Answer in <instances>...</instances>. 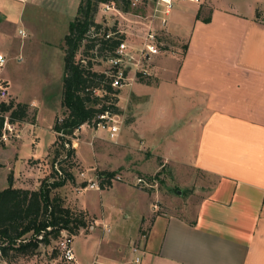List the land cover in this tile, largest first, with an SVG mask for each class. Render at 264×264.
<instances>
[{
	"label": "crops",
	"instance_id": "obj_1",
	"mask_svg": "<svg viewBox=\"0 0 264 264\" xmlns=\"http://www.w3.org/2000/svg\"><path fill=\"white\" fill-rule=\"evenodd\" d=\"M7 1L20 11L18 21L28 8L66 9L57 0ZM80 3L69 0L67 8L77 14ZM6 23L11 21L0 18V29ZM155 28L175 39L177 52L154 56L152 79L134 86L138 116L123 128L122 140L140 143L151 154L152 160L138 167L144 175L169 166L182 183H193L200 175L215 183L192 216L172 211L154 215L143 208L140 222H150V228L142 240L136 234L128 238L127 227L122 228L125 237L113 232L115 220L105 212L94 217L112 239L107 250L96 252L93 238L84 240L88 264H264V0H176L167 28L161 22ZM147 106L176 113L177 125L168 130L164 120L145 126ZM17 163L8 165L16 174ZM105 166L106 173L123 167ZM30 183L27 178L26 184L14 185ZM146 200L150 205L151 196ZM80 206L89 211L88 204ZM94 229L92 233L100 227ZM135 238L137 253L131 248ZM74 252L70 264H85Z\"/></svg>",
	"mask_w": 264,
	"mask_h": 264
},
{
	"label": "rangeland",
	"instance_id": "obj_2",
	"mask_svg": "<svg viewBox=\"0 0 264 264\" xmlns=\"http://www.w3.org/2000/svg\"><path fill=\"white\" fill-rule=\"evenodd\" d=\"M58 2L61 6L66 4V9L49 11L44 5H40V8L33 11L28 8L24 11L23 21H18L20 11L11 9L10 4L13 2L3 0L0 5L2 21H11L0 29V49L10 58L4 71V77L10 86V102L14 105L22 103L29 106L28 118L25 122L4 124L0 140V190L9 186L11 175L14 184L15 182L26 184V179H31L28 186L33 189H38L48 177L52 176L50 181L53 182L57 178L54 170L61 169L59 163L61 161L63 167L73 174V180L65 187L54 190L53 195L66 199L65 205L86 219V227L81 228L78 235H72L73 237L70 236V238L76 252L84 257L85 264H88L91 257L84 254L87 247L89 249V244H85L84 240L93 238L96 242L94 247L96 252L101 248L107 250L108 246H111L112 239L111 235L105 234V232L110 233L106 225L96 224L94 217L102 218L105 212L108 219L112 216L115 220L111 222L113 232H119L122 237H125L126 233L122 232V228L127 227L128 238L136 234L142 240L147 238L150 228V222L145 225L140 222L143 208L144 211L152 209L154 215L172 211L192 216L196 206L207 195L215 180L200 175L193 183H182L169 166L159 173L144 175L140 173L138 167L143 162L152 160L151 154H148L146 148H142L140 143L134 144L122 140L123 128L138 116L137 99L133 88L140 81L148 82L152 79L153 58L150 62L142 61L138 70L135 66L148 34H156V44L161 51L160 54L166 51L177 52L176 45L173 43L175 39L167 34V31L160 32L155 28L156 22H161L164 28H167L168 23L167 17L156 13L158 6L155 0H139L136 6H133L131 0L129 7L122 4H108L110 10L106 7L107 4L98 6L95 14L96 22L109 29L108 33L112 28L118 29L125 35L126 44L134 49L135 60L133 59L131 63L135 65L130 66L127 84L120 89L117 96L120 112L116 120L120 126V133L118 138L112 141L107 131L95 129L86 124L76 130L73 136L63 137L69 146H66V150L60 151L56 160L57 164L53 166L56 157L53 143L56 141L60 143L59 136L61 135V138L63 136L55 131V125L62 122L68 115L63 106L66 56L64 41L69 24L77 15L75 10L67 8L69 0H57ZM164 19H167L166 22ZM20 29H23L24 35H20ZM86 55L89 59L92 58L91 53L86 54L85 50L81 49L77 59L87 57ZM110 68L107 60L101 57L95 58L96 71L108 72ZM143 69L147 71V74L140 72ZM140 73L142 76H139ZM5 115L10 118V113ZM142 116L145 126L150 122L154 125L164 120L168 130L174 129L177 125L176 113L160 112L154 107L147 106ZM51 140L54 142L51 143ZM70 149H75L73 157L69 160L74 164L73 167L70 165L71 162L64 163L66 153ZM12 160L18 162L17 174L14 170L8 169L9 161ZM106 163H117L118 166L123 165V167L114 170L116 171L114 180L106 176L107 179L98 190H102L101 193L93 190L87 192L85 187L88 182L81 178L80 174L86 172L87 179H95L98 175H104V171H109L104 170ZM150 168L147 167V169ZM63 173L58 174L57 180H62L66 176L64 171ZM116 176H120L121 179L116 180ZM141 177L147 180L149 188L137 184L138 178ZM148 194L152 201L150 205H147L146 200ZM80 204H88L89 211L83 209ZM99 227L100 230L92 233L93 228L96 230ZM60 239L61 237L53 239L50 245H41L33 256H17L11 253L8 260L0 257V264H70L62 258L58 248ZM126 240L124 243L128 244L129 240ZM139 246V240L136 238L132 240V249Z\"/></svg>",
	"mask_w": 264,
	"mask_h": 264
},
{
	"label": "trees",
	"instance_id": "obj_3",
	"mask_svg": "<svg viewBox=\"0 0 264 264\" xmlns=\"http://www.w3.org/2000/svg\"><path fill=\"white\" fill-rule=\"evenodd\" d=\"M100 4H122L129 7L131 0H81L75 19L69 24L64 41L66 56L63 84V106L68 115L55 125V131L63 136H59L60 143H53L56 150L53 166L57 164L60 151L66 150L68 142L63 139L64 136H73L83 125H96L100 121L99 116L105 112L111 115H118L120 112L117 106L120 89L112 86L113 80L107 72L94 69V62L96 57L105 60L115 57L120 44L125 41V35L116 28L108 33L109 29L96 22L95 14ZM81 49L86 54L91 53L92 58L89 59L86 55L87 57L77 59ZM96 91H101L103 95L96 94ZM1 112L0 140L4 129V115L10 113L11 123L25 122L29 106L9 102L2 104ZM74 152L75 149L67 151L64 163L71 162L69 160ZM59 163V171L66 174L62 180H57L59 171L54 170L56 180L51 182L50 178L53 177H48L38 189H33L29 186L15 187L11 175L9 186L0 190L1 259L8 260L11 253L33 256L41 245H50L53 239H59L63 231L70 237L78 235L80 229L86 227L83 215H77L71 207L66 206V199L53 195L54 190L65 187L73 180L71 171L65 169L61 161ZM70 165L73 167L74 164L71 162ZM104 175L112 178L116 174L105 172Z\"/></svg>",
	"mask_w": 264,
	"mask_h": 264
},
{
	"label": "built area",
	"instance_id": "obj_4",
	"mask_svg": "<svg viewBox=\"0 0 264 264\" xmlns=\"http://www.w3.org/2000/svg\"><path fill=\"white\" fill-rule=\"evenodd\" d=\"M138 1L139 0H132L133 6H136ZM155 1L158 6L156 13L163 14L165 17L168 18L173 11L176 0H155ZM187 1L192 3H201L202 0H187ZM106 7L109 10L111 9L110 5H107ZM166 20L167 19H164V22H166ZM19 33L20 35L25 34L24 31H19ZM156 40L157 39L155 33L148 34L146 41L144 42L142 48L140 49V58L138 59L137 65H135V63L134 64L131 63L133 59L135 60V58L133 57L134 49H131V47L128 44H126L125 41L120 44L119 48L116 51V56L111 57L107 60L111 66L110 71H108L107 74L112 78L113 80L112 86L115 89H121L127 84L131 65L137 66L136 68L138 70L142 61L150 62L154 56L159 55L161 53L158 45L156 44ZM9 62H10V58L8 57V55L4 53L3 50L0 49V116H3L1 112L2 104H8L10 102V86L7 79L4 77V71ZM140 72L143 74H147V71L144 69L140 70ZM96 94L100 95L101 91H96ZM4 117H5L4 124L6 123L8 125L10 119L6 115H4ZM99 118L100 121L93 127L95 129H99V130L103 129L107 131L109 134V138L112 141H115L120 133V126L118 124V120H116L117 115H111L110 113L105 112L104 114L100 115ZM66 146L69 145L66 144ZM59 173L62 174L60 171ZM86 176H87L86 172H82L80 174V177L86 179L88 182V184L85 187L86 190H100V185L103 184V181L107 179L105 175H101V176L98 175L97 178L91 180L87 179ZM114 177L110 179L112 180ZM120 179H121L120 176H116V180H120ZM137 184L145 188L150 187L147 180L142 177L138 178ZM61 235L62 236L59 241L58 248L62 254V258L68 263H72L73 261H75V252H74V247L72 246L71 238L69 237L66 231H63ZM133 251L137 253L138 248H134ZM139 261L140 258L137 257L136 262Z\"/></svg>",
	"mask_w": 264,
	"mask_h": 264
}]
</instances>
